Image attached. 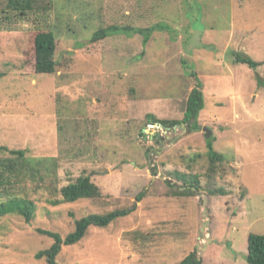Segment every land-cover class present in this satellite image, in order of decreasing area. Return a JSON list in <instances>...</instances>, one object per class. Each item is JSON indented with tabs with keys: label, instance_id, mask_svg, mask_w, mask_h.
I'll list each match as a JSON object with an SVG mask.
<instances>
[{
	"label": "rangeland",
	"instance_id": "1",
	"mask_svg": "<svg viewBox=\"0 0 264 264\" xmlns=\"http://www.w3.org/2000/svg\"><path fill=\"white\" fill-rule=\"evenodd\" d=\"M35 4L20 17L0 0V147L57 158V189L86 175L102 197L53 206L60 196L49 189L15 184L11 192L36 209L30 224L0 217V264H47L35 254L53 241L36 230L65 237L75 220L125 209L63 247L56 264H179L192 251L202 264H247L248 236L264 235V64L250 69L237 56L264 63V0ZM155 24L145 46L137 33L91 42L100 28ZM47 31L55 34L58 71L36 75L28 56ZM187 68L203 83L200 131L148 125L147 114L182 119L194 85ZM205 128L226 156L212 181ZM175 172L196 175L199 190L172 195L183 184ZM210 182L225 195H210Z\"/></svg>",
	"mask_w": 264,
	"mask_h": 264
},
{
	"label": "trees",
	"instance_id": "2",
	"mask_svg": "<svg viewBox=\"0 0 264 264\" xmlns=\"http://www.w3.org/2000/svg\"><path fill=\"white\" fill-rule=\"evenodd\" d=\"M245 1V0H240ZM38 8L35 0H5L3 11L17 13L20 17H25L30 12ZM47 8H40L45 11ZM154 27L132 28L128 26H108L100 28L91 36V42H96L106 38L110 33H137L145 38L142 40L143 45L149 42L148 37L155 31ZM57 42L55 34L51 31L39 32L33 41V52L31 57L32 71L36 75L46 74L53 75L57 73L59 64L55 60ZM237 60L241 64L247 65L250 69H256L263 63L254 61L248 57L237 56ZM188 76L194 82L186 102L183 117L181 120H162L152 114L146 115L148 125H162L165 129L184 124L187 126L188 132L200 131L198 124L199 112L204 107L203 99V83L197 73L187 68ZM3 74L0 73V79ZM142 135V134H141ZM206 140V139H205ZM214 137L206 140L208 171L207 176L210 181L217 171L218 165L225 161L226 156L217 152L213 145ZM28 150L9 149L8 147H0V217L8 215H18L23 218L26 224H30L33 218V212L36 204L27 198L20 197L16 193L11 192L15 184L22 182H31L35 184L34 189L46 188L50 194L59 195L60 198L51 200V205L58 206L66 203H75L80 200H95L102 197L99 187L91 181L90 176H80L75 181L61 186L59 189L54 186L52 179L58 167L57 158L53 157H30L27 155ZM7 155H9L7 157ZM174 176L177 180L182 181L181 186H177V190H172L171 194L175 196H192L199 190V180L196 175L175 172ZM51 180L50 183L48 181ZM212 182L209 183V194L212 196L222 195L223 190L213 188ZM143 191L137 197L141 201L145 196ZM225 195V194H223ZM130 211L117 210L106 215H87L74 221V230L65 237L59 233L44 230H36L42 236L50 238L53 243L45 250H41L35 254L36 260H45L47 264H56V259L63 247L73 246L84 239L89 228H107L118 218L127 215ZM247 264H264V235L248 236L247 254L245 256ZM179 264H202V260L198 257L197 251L190 252Z\"/></svg>",
	"mask_w": 264,
	"mask_h": 264
},
{
	"label": "crops",
	"instance_id": "3",
	"mask_svg": "<svg viewBox=\"0 0 264 264\" xmlns=\"http://www.w3.org/2000/svg\"><path fill=\"white\" fill-rule=\"evenodd\" d=\"M245 1H248V0H245ZM245 19V18H244ZM247 35L248 34H245V37H247ZM242 39H244V37H243V35H241V38H240V43H242ZM240 43H239V45H240ZM238 45V46H239ZM237 46V47H238ZM241 48V46L240 47H238V50ZM236 52V51H235ZM236 54H237V52H236ZM239 54V53H238ZM244 57H248V56H246V55H243ZM248 58H250V57H248ZM251 59V58H250ZM253 60V59H252ZM255 61V60H254ZM258 62V61H257ZM260 63H263L262 61L260 62ZM264 64V63H263ZM260 67V66H259Z\"/></svg>",
	"mask_w": 264,
	"mask_h": 264
},
{
	"label": "water",
	"instance_id": "4",
	"mask_svg": "<svg viewBox=\"0 0 264 264\" xmlns=\"http://www.w3.org/2000/svg\"><path fill=\"white\" fill-rule=\"evenodd\" d=\"M159 126L163 127L162 125H159ZM181 126H184V124H181ZM174 128H176V127H174ZM167 130H168V128H167ZM203 131H205V138L208 139L211 132H209V130H207L206 128Z\"/></svg>",
	"mask_w": 264,
	"mask_h": 264
},
{
	"label": "clouds",
	"instance_id": "5",
	"mask_svg": "<svg viewBox=\"0 0 264 264\" xmlns=\"http://www.w3.org/2000/svg\"><path fill=\"white\" fill-rule=\"evenodd\" d=\"M159 126V125H158ZM163 128V127H162Z\"/></svg>",
	"mask_w": 264,
	"mask_h": 264
}]
</instances>
